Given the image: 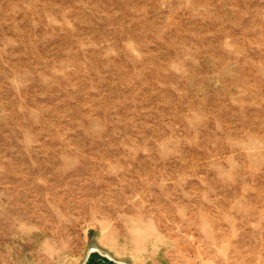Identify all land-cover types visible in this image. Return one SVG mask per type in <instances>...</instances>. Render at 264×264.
I'll return each instance as SVG.
<instances>
[{"label": "rangeland", "instance_id": "rangeland-1", "mask_svg": "<svg viewBox=\"0 0 264 264\" xmlns=\"http://www.w3.org/2000/svg\"><path fill=\"white\" fill-rule=\"evenodd\" d=\"M264 264V0H0V264Z\"/></svg>", "mask_w": 264, "mask_h": 264}, {"label": "water", "instance_id": "water-1", "mask_svg": "<svg viewBox=\"0 0 264 264\" xmlns=\"http://www.w3.org/2000/svg\"><path fill=\"white\" fill-rule=\"evenodd\" d=\"M86 264H118V263L117 262L104 263L103 260H95V259L91 258L90 260H88V262Z\"/></svg>", "mask_w": 264, "mask_h": 264}]
</instances>
